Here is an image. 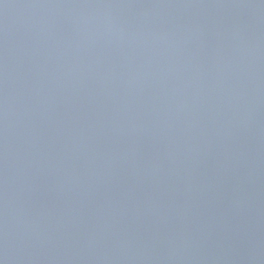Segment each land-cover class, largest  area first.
<instances>
[{
  "label": "water",
  "instance_id": "water-1",
  "mask_svg": "<svg viewBox=\"0 0 264 264\" xmlns=\"http://www.w3.org/2000/svg\"><path fill=\"white\" fill-rule=\"evenodd\" d=\"M0 264H264V0H0Z\"/></svg>",
  "mask_w": 264,
  "mask_h": 264
}]
</instances>
